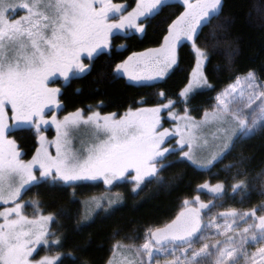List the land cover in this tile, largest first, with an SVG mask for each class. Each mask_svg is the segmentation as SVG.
I'll return each instance as SVG.
<instances>
[{"label": "snow or ice", "instance_id": "6c2138e0", "mask_svg": "<svg viewBox=\"0 0 264 264\" xmlns=\"http://www.w3.org/2000/svg\"><path fill=\"white\" fill-rule=\"evenodd\" d=\"M171 2L135 0V7L127 11L126 5L113 0H0V264H64L65 255L75 261L71 252L59 251L63 234L51 230L63 209L45 214L39 200H23L34 186L55 195L75 189L80 182L102 181L109 191L113 185L130 182L136 192L153 180L163 185L161 173L173 163L211 170L240 145L239 156L225 170L235 169L234 195L249 188L241 178L247 177L250 160L242 145L257 134L264 135V81L254 71L237 76L217 93L199 120L187 107L195 90L213 87L204 73L209 52L198 44L204 28L216 21L211 39L232 44L226 36H217L232 23L231 18L222 19L224 0H176L183 11L168 25L159 47L107 65L106 74L113 80L126 77L148 85L164 79L178 62V47L190 42L195 67L177 100L161 91L158 96L167 102L154 107L102 114L96 110L104 106L100 101L62 119L57 115L62 90L53 85L61 81L67 85L74 77L90 74L96 59L111 55L118 34H144L145 21ZM256 11L264 21V4ZM235 54L236 50L230 55ZM178 101L185 105L182 114L174 111ZM164 111L172 128L162 124ZM47 125L55 127L52 140L43 135L42 126ZM30 128L35 129L37 143L31 159L24 160L10 137L14 131ZM81 128L89 130V138L76 149L74 133ZM173 156L178 159L169 160ZM253 179L264 184V169ZM205 190L212 197L207 203L199 195L184 199L173 219L147 227L142 238L117 241L105 264H264V204L214 211L223 207L225 183L206 181L197 188ZM105 200L110 207L121 196L92 197L83 221L91 218L90 210L104 207ZM29 207L31 215L26 212ZM44 249L49 254L41 256Z\"/></svg>", "mask_w": 264, "mask_h": 264}, {"label": "trees", "instance_id": "16d2710c", "mask_svg": "<svg viewBox=\"0 0 264 264\" xmlns=\"http://www.w3.org/2000/svg\"><path fill=\"white\" fill-rule=\"evenodd\" d=\"M261 4H264V0H224L222 19L231 18L232 23L226 33L217 31V36H226L227 40L232 42L231 46L226 43L217 44L211 39L209 33L215 27L216 21L204 28L198 44L206 46L209 52L204 73L213 87L198 91L190 97L188 105L193 114L197 115L210 109L217 93L232 83L237 76L254 71L260 80L264 81V21H261L256 11V6ZM181 11L183 7L172 0L159 14L145 21L144 34L116 36L111 55L100 56L90 74L73 80L62 90L60 103L63 115L77 108L87 110L89 105L95 107L100 101L104 102V106L96 110L102 114L123 113L129 107H154L161 101L167 102L158 96L161 91L166 93L167 98L177 100L195 64L194 54L188 44L178 47L176 66L160 82L141 86L125 78L113 80L106 71L109 63L119 62L133 52L159 47L168 25ZM120 45L125 47L118 50ZM234 50L236 54L231 56ZM181 105L178 101L177 106ZM15 140L24 151V159L31 157L37 137L30 131H23L15 135ZM242 147L250 160L246 165L247 177L241 178L246 179L250 186L246 191L235 195L231 191V184L235 182L232 179L235 169H225L239 156L240 145L211 170H199L185 162L173 163L161 173L165 181L163 185L154 180L146 182L136 195L131 194L126 183V190H120L115 185L110 191L102 183H97L98 194L119 193L121 200L110 207L105 200V214L99 213L87 222L81 223L85 211L79 206L78 187L68 188L65 192L55 195L50 194L46 188L38 191V186L32 187L28 192L36 194L44 212H60L63 209L64 214L58 216L54 223L55 232L64 236L63 247L59 251L64 254L71 252L75 257L73 262L71 257L65 255L64 264H83L84 261H87V264H105L111 257L112 246L117 241L129 243L128 237L142 238L147 227L159 226L173 219L181 210L184 199L191 200L199 195L204 201L207 197L205 191L198 192L197 188L206 181L212 185L225 183L226 195L221 202L222 209L235 207L248 210L264 204V196L261 195L264 184L253 179L264 169V135L257 134L251 140H246ZM169 160H175L174 156L169 157ZM137 242H142V239Z\"/></svg>", "mask_w": 264, "mask_h": 264}, {"label": "rangeland", "instance_id": "374dc122", "mask_svg": "<svg viewBox=\"0 0 264 264\" xmlns=\"http://www.w3.org/2000/svg\"><path fill=\"white\" fill-rule=\"evenodd\" d=\"M173 1H176V0H173ZM135 7V6H134ZM131 11V10H130ZM182 44H188L190 47H191V43L190 42H183ZM191 50H192V47H191ZM192 52H193V50H192ZM193 54H194V58H195V53L193 52ZM205 65H206V62H205ZM205 65H204V68H205ZM176 65H174L170 70H169V72H168V74L174 69V67H175ZM194 67H195V64H194ZM193 67V68H194ZM192 72V71H191ZM167 74V75H168ZM166 75V76H167ZM165 76V77H166ZM244 75H242L241 77H243ZM164 77V78H165ZM190 77H191V74H190V76H189V79H190ZM163 80V79H162ZM162 80H158V81H153V82H151V84L152 83H156V82H160V81H162ZM235 80V79H234ZM234 82V81H233ZM188 83V82H187ZM187 85V84H186ZM185 85V86H186ZM184 86V87H185ZM183 87V88H184ZM205 89H207V88H202V89H197V90H195L194 91V93L192 94V95H194L196 92H198V91H202V90H205ZM191 95V96H192ZM190 96V97H191ZM215 98V97H214ZM190 99V98H189ZM214 104V103H213ZM184 104H182L181 106H176V108L174 109V111H178V112H181V114H182V110H183V108H184ZM140 107V106H139ZM187 107L189 108V110H190V107H189V105L187 104ZM203 112L204 111H201L200 113H198L197 115H195V114H193L192 113V111L190 110V114L192 115V116H194L197 120H199L201 117H202V115H203ZM162 124H163V126L164 127H167V128H172L174 125H173V122L170 120V118L168 117V114H167V111H164L162 114ZM60 118V117H59ZM63 117H61V119H62ZM49 119H50V117H49ZM46 128H50L52 131H53V133L51 134V136H47L46 135V133L44 132L43 133V135L47 138V139H49V140H52V139H54L55 138V135H56V131H55V127L54 126H52V125H47V127ZM74 136H75V139H74V141H73V145H74V147L76 148V149H80L81 147H82V144H81V141L83 140V141H87L88 140V138H89V130L88 129H86V128H81L78 132H76V133H74ZM209 139H210V137H209ZM52 151H53V153H54V151H55V149L53 148L52 149ZM34 154V153H33ZM32 154V155H33ZM32 157V156H31ZM31 157H30V159H31ZM29 159V160H30ZM174 159L175 160H177L178 158L177 157H174ZM186 163V162H185ZM187 164H189L190 166H192V167H194V168H196V169H199V170H204V169H200V168H197V167H195L194 165H191L190 163H187ZM97 183H102V185L104 186V187H106L107 188V186H105L104 184H103V182L102 181H86V182H80L79 183V185L76 187L77 188V191L79 192V194H78V199H79V206H80V208L82 209V211H86V210H89L88 209V202L90 201V199L92 198V197H99V196H102V195H106V193H101V194H98L97 193V188H96V185H97ZM124 183H126V184H128V188H129V190H130V192H131V194H133V195H136V193H138L142 188H143V186H144V184L141 186V188L140 189H138L136 192H133L132 191V187H133V185L130 183V182H121V183H118V184H116L117 185V188L118 189H120V190H126V186L124 185ZM115 185H113L112 187H114ZM87 187V188H86ZM111 187V188H112ZM75 188V189H76ZM45 188L44 187H41V186H38L37 187V190L38 191H43ZM113 194H115L114 192L113 193H111V192H107V195H113ZM34 192H27L25 195H24V197H23V200L24 201H31V200H39L38 198H36V194L34 195ZM228 208V207H227ZM104 208L102 207V208H100V209H94V210H90L91 211V218L93 217V216H95V215H97V214H99V213H101V214H105V212H106V210L104 209ZM42 211H43V208H42ZM26 212L29 214V215H31L32 214V212H33V209L31 208V207H29V208H27L26 209ZM44 212V211H43ZM45 214H47L48 212H44ZM90 218V219H91ZM82 221H83V219H81V223H82ZM85 222H87V221H85ZM51 230L53 231V232H55V226H54V224L51 226ZM57 251V249H55V248H53L52 249V252H51V254H55V252ZM249 251H254V248H250L249 249ZM45 254H49L48 253V250L47 249H44V250H42V251H40V255L41 256H43V255H45Z\"/></svg>", "mask_w": 264, "mask_h": 264}, {"label": "flooded vegetation", "instance_id": "af4514ba", "mask_svg": "<svg viewBox=\"0 0 264 264\" xmlns=\"http://www.w3.org/2000/svg\"><path fill=\"white\" fill-rule=\"evenodd\" d=\"M113 3H117V4H124L126 5L127 7V11H130L134 6H135V0H113ZM132 33H135L134 31ZM131 33V34H132ZM117 36H125L123 34H118ZM83 78V77H82ZM78 79H81V78H78V77H74L73 79L70 80V82L67 84L69 85L73 80H78ZM125 79L127 80V78L125 77ZM128 81V80H127ZM130 82V81H129ZM67 85H64L63 81H61L60 83L56 84V85H53V86H56V87H61V90H63L64 88L67 87ZM60 99V97H59ZM57 115L58 117H63V108L61 107V109L57 112ZM47 126H42L43 128V133L45 132L47 136H51V134L53 133V131L49 128H46ZM23 131H30L32 132L35 136H36V133H35V129L34 128H30V129H26V130H17V131H14L12 136L10 137L11 139H15V135L19 134L20 132H23ZM16 141V140H15ZM17 145H18V148L19 150L23 153L22 155V159H24V151L21 149L20 147V144H18V142L16 141ZM30 157L28 159H24V160H29ZM205 194H206V199L203 201L205 203H207L209 200L212 199L211 195L210 194H207L206 190H205ZM227 210L226 208H218V209H215L214 211H225Z\"/></svg>", "mask_w": 264, "mask_h": 264}, {"label": "water", "instance_id": "95a60500", "mask_svg": "<svg viewBox=\"0 0 264 264\" xmlns=\"http://www.w3.org/2000/svg\"><path fill=\"white\" fill-rule=\"evenodd\" d=\"M79 78V77H78Z\"/></svg>", "mask_w": 264, "mask_h": 264}]
</instances>
